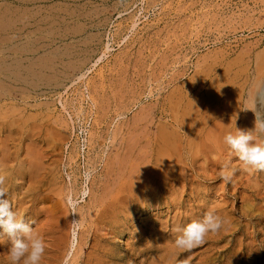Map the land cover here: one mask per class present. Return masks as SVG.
<instances>
[{"label":"rangeland","instance_id":"obj_1","mask_svg":"<svg viewBox=\"0 0 264 264\" xmlns=\"http://www.w3.org/2000/svg\"><path fill=\"white\" fill-rule=\"evenodd\" d=\"M263 53L264 0H0V158L18 151L25 158L28 146L37 158L45 153L37 180L53 201L37 219L17 213L34 221L46 245L43 258L54 249L58 264H74L76 254H84L80 241L89 240L90 222L107 215L103 205L113 195L104 192L123 185L125 208L110 224L101 223L114 250L110 263L180 264L190 258L191 264H264V171L245 167L224 138L207 139L203 147L205 136L192 149H198L194 162L184 159L190 152L179 143L182 159L165 182L154 161L158 133L164 125L173 129V103L183 94L184 104L218 91L223 111L209 126L222 122L224 134L254 130L255 121L264 120V88L255 110L245 103ZM254 133L264 143V135ZM226 162L234 172L231 182L220 179ZM141 171L154 173L155 180L132 197L127 185ZM209 209L223 218L221 230L191 252L177 248L176 229ZM58 230L68 232L62 245L55 244ZM10 248L0 235V264H11Z\"/></svg>","mask_w":264,"mask_h":264},{"label":"bare ground","instance_id":"obj_2","mask_svg":"<svg viewBox=\"0 0 264 264\" xmlns=\"http://www.w3.org/2000/svg\"><path fill=\"white\" fill-rule=\"evenodd\" d=\"M161 1V0H160ZM31 10V9H30ZM36 13V12H35ZM139 13V12H138ZM18 17V16H17ZM48 18V17H47ZM77 20V19H76ZM133 21V20H132ZM136 22V21H135ZM134 22V23H135ZM20 23V22H19ZM9 25V24H8ZM71 26V25H70ZM79 27V26H78ZM8 28V27H6ZM68 30V29H67ZM17 31V30H16ZM18 32V31H17ZM33 32V31H32ZM46 32V31H45ZM32 34V33H31ZM43 34V33H42ZM113 36V35H112ZM37 37V36H36ZM35 37V38H36ZM47 37V35H46ZM48 39V38H47ZM50 39V38H49ZM125 39V38H124ZM21 42V41H20ZM44 45V44H43ZM73 46V45H72ZM103 47V46H102ZM60 48V47H59ZM2 49V48H1ZM19 49V48H18ZM106 49V48H105ZM7 51V50H6ZM64 51V50H63ZM20 52V51H19ZM28 52V51H27ZM106 52V51H105ZM104 52V53H105ZM29 53V52H28ZM32 53V52H31ZM36 53V52H35ZM15 54V53H14ZM264 54V53H263ZM5 57V55H4ZM37 57V56H36ZM35 58V57H34ZM257 58V57H256ZM240 59V58H239ZM15 60V59H14ZM83 61V60H82ZM237 61V60H236ZM40 62V61H39ZM91 64V63H90ZM96 63H94L95 65ZM21 65V64H20ZM19 65V66H20ZM42 65V63L40 64ZM45 65V64H44ZM93 65V66H94ZM214 65V64H213ZM245 65V64H244ZM24 66V65H23ZM35 66V64H34ZM231 66V65H230ZM242 66V65H241ZM9 67V66H8ZM38 67V66H36ZM31 69V68H30ZM231 69V68H230ZM256 69V74L254 75V80L253 83H252V86H250L251 88L249 89V91L247 92L248 94V97L247 100H246V103L248 108L250 110H255L256 108V99L260 94H261V89L264 88V55H262V57H258V66ZM18 70V69H17ZM26 70V69H25ZM90 70V69H89ZM14 71V70H13ZM233 71V70H232ZM22 72V71H21ZM55 72V71H54ZM204 72V71H203ZM235 72V71H234ZM237 72V71H236ZM25 73V72H24ZM102 73V72H101ZM207 73V72H206ZM1 74V73H0ZM19 74V73H17ZM87 74V73H86ZM202 75V73H201ZM200 75V77H202ZM208 75V74H207ZM40 76V75H39ZM46 76V75H45ZM81 77H79V79L85 77V73L82 74V75H79ZM237 75H235L236 77ZM1 77V76H0ZM194 77V76H193ZM5 78V77H4ZM217 77H215L214 79H216ZM225 78V77H223ZM222 78V79H223ZM28 79V78H27ZM200 79V78H199ZM226 79V78H225ZM228 79V78H227ZM231 79V78H230ZM8 80V79H7ZM31 80V79H30ZM187 80V79H186ZM191 80V79H190ZM198 80V79H197ZM26 81V80H25ZM221 81V80H220ZM1 82V81H0ZM3 82V81H2ZM213 83V82H212ZM227 83V82H226ZM23 84V83H22ZM71 84V83H70ZM229 83H227L228 85ZM222 85V84H221ZM220 85V86H221ZM226 85V86H227ZM238 85V84H237ZM195 86V85H194ZM224 86V85H223ZM221 86V87H223ZM236 86V85H235ZM2 87V86H1ZM220 87V88H221ZM24 88V87H23ZM57 89V88H56ZM176 89V88H175ZM211 89V88H210ZM21 90V89H20ZM216 90V89H215ZM220 90V89H219ZM235 90V89H234ZM197 91V90H196ZM207 91V89H206ZM209 91V90H208ZM264 91V90H263ZM190 92V91H188ZM199 92V91H198ZM213 92V91H212ZM218 92V91H217ZM216 92V93H217ZM223 93V91H221ZM210 93V91H209ZM215 93V92H214ZM214 94V95H211L209 94L207 96L206 99H201L202 102H195L194 99H191L187 102H185L183 104V100L184 98L186 97L185 94L183 95H180V100H178L177 103H173L175 104L172 108L173 110V123L171 125H173V129L170 130L164 125L163 126V129L160 130V132L158 133V148L156 150H158V153L154 159V161L160 166L159 168V171L156 169V168H152V171L153 169H156L158 172H156V174L158 173V176L157 177H162V179L160 180V182H165V178L169 175L170 170H172V168H174L175 163L179 160V158L181 156H183V152L181 153L178 148L180 149V146H179V143H181V145L184 146V148L187 149L188 152H190V154H185L183 157L185 160H188V161H191V162H194L195 161V158L197 157V150H192L194 145L200 143L203 139V136H205V140L202 141V145L203 147H206V140L209 139V140H214V141H218L219 139L222 140L224 138V136L229 133L227 131V129H225V134L223 133V123L222 122H217L215 124H213L212 126H209V121L212 117H217L216 115L218 114V112L220 113V110L223 109L224 107V104H219V105H222V106H218V101H220V98L221 96L217 95V94ZM230 93V92H229ZM236 93V92H235ZM238 93V92H237ZM246 93V92H245ZM189 94V93H187ZM222 95V94H221ZM242 95V94H241ZM202 96V95H201ZM61 97V96H60ZM188 97V95H187ZM260 97V96H259ZM169 98V97H168ZM189 98H190V95H189ZM198 98V97H197ZM203 98V97H202ZM228 97L226 96L225 99H224V102L225 100L227 99ZM233 98V97H232ZM231 98V99H232ZM242 98V97H241ZM187 99V98H186ZM239 99V97H238ZM22 100V99H21ZM175 100V99H174ZM62 101V100H61ZM238 101V100H236ZM8 102V101H7ZM67 102V101H66ZM65 102V103H66ZM173 102V101H172ZM176 102V101H175ZM217 102V103H216ZM228 102V101H226ZM225 102V103H226ZM239 102V101H238ZM216 103V105H214ZM95 104V103H94ZM154 105V104H153ZM238 105V104H237ZM236 105V106H237ZM62 106V105H61ZM230 106V105H229ZM233 106V105H232ZM235 106V107H236ZM260 106V105H259ZM172 107V106H171ZM234 107V108H235ZM169 108V107H168ZM231 108V107H230ZM65 109V108H64ZM162 109V108H161ZM170 109V108H169ZM232 109V108H231ZM227 110V109H226ZM223 111V110H222ZM221 111V112H222ZM149 112V111H148ZM18 113V112H17ZM246 113V111H245ZM4 114V113H3ZM145 114V113H144ZM244 114V113H243ZM13 115V114H11ZM241 115V114H240ZM247 115V114H245ZM250 115V114H249ZM33 116V115H32ZM137 116V115H136ZM170 116V115H169ZM139 117V116H138ZM144 117V115H143ZM148 117V116H147ZM233 117V116H232ZM133 118V117H132ZM225 118V117H224ZM137 119V118H136ZM154 119V118H153ZM159 119V118H158ZM171 119V118H170ZM242 119V118H241ZM134 120V119H132ZM141 120V119H140ZM145 120H147L145 118ZM155 120V119H154ZM224 120V119H222ZM135 121V120H134ZM139 121V120H138ZM249 121V120H248ZM255 121V120H254ZM254 121L252 123H254ZM250 122V121H249ZM129 123V121H128ZM152 122H150L151 124ZM225 123V122H224ZM228 126L230 125V122H228ZM241 123V122H240ZM135 124V122H134ZM146 124V123H145ZM9 125H13V122H11ZM145 126V125H144ZM225 126V125H224ZM20 127V126H19ZM132 127V126H131ZM136 127V126H135ZM138 127V126H137ZM136 127V128H137ZM126 128V127H125ZM145 128V127H144ZM161 128V127H159ZM228 128V127H227ZM240 128V127H239ZM122 129V128H121ZM131 130V128H129ZM233 129V128H232ZM144 130V129H143ZM142 131V130H140ZM132 132V131H130ZM135 132V131H134ZM149 132V130H148ZM194 132L198 134V137L196 139H193L195 136H194ZM17 133V132H16ZM22 133H23V129H22ZM53 133V132H52ZM145 133V131L143 132ZM25 134V133H24ZM126 134V133H125ZM130 134V133H129ZM140 134V133H139ZM196 134V135H197ZM255 134V133H254ZM118 135V134H117ZM120 135V133H119ZM134 135V134H133ZM155 135V134H154ZM28 136L31 137V135L28 134ZM52 136V135H51ZM110 136V135H109ZM135 136V135H134ZM139 136V135H138ZM147 135H145L146 137ZM54 137V136H53ZM129 137V135L127 136ZM137 137V136H136ZM141 137V136H140ZM143 137V136H142ZM208 137V138H207ZM3 138V137H2ZM58 138V137H57ZM60 138V137H59ZM54 139V138H53ZM117 139V138H116ZM130 139V138H128ZM4 140V139H3ZM142 140V139H141ZM140 140V141H141ZM147 140V139H146ZM128 141V140H127ZM131 141V140H129ZM134 141V140H133ZM132 141V142H133ZM139 141V139H138ZM67 142V141H66ZM113 142V141H112ZM184 142L186 143V145H184ZM221 142V141H220ZM223 142V141H222ZM129 143V142H127ZM136 144H138L137 142H135ZM120 144V143H119ZM149 144V142H148ZM147 144V145H148ZM56 145V144H55ZM126 145V144H125ZM201 145V146H202ZM7 146V145H6ZM27 146V145H26ZM144 146V145H143ZM199 146V145H198ZM200 146V147H201ZM209 146V145H208ZM207 146V147H208ZM219 146V145H218ZM134 147V146H133ZM188 147V148H187ZM199 147V148H200ZM9 148V147H8ZM122 148V147H121ZM130 150L131 148L128 147ZM135 148V147H134ZM125 149V148H124ZM133 149V148H132ZM202 149V148H200ZM199 149V150H200ZM206 149V148H205ZM26 150V154H25V158H21L19 159V151L16 153L17 156L15 155L14 156V153H11V155L7 158L5 157H1L0 158V174L4 175L7 179H6V182H5V191L7 192V198L11 201L12 203V206H13V210L18 213V212H23V215L24 213L26 214H30V218H35L37 219L38 213H41V212H44L47 207L46 205L48 204L49 201H53V197L50 196L48 193H45L44 189L42 188V184L40 185V179L37 180L38 178V172L40 169H45V162H44V158H45V153H40L38 150L37 153H40L38 154V158L35 157V152L32 151L31 149V146H28ZM146 150V149H145ZM223 150V149H222ZM121 151V150H119ZM127 151V149L125 150ZM134 151V150H133ZM34 152V153H33ZM124 152V151H123ZM138 152V151H136ZM143 152V151H142ZM145 152V151H144ZM180 152V153H179ZM199 152V151H198ZM224 152V151H223ZM225 153V152H224ZM118 154V152H117ZM116 154V155H117ZM124 154V153H123ZM127 154H130L129 151L127 152ZM144 154V153H143ZM145 155V154H144ZM193 155V156H192ZM213 155V154H212ZM14 157V158H11V157ZM23 156V155H21ZM37 156V154H36ZM123 156V155H122ZM125 156V155H124ZM127 156V155H126ZM131 156V155H129ZM128 156V158H129ZM135 156V155H134ZM139 156V155H138ZM137 156V157H138ZM216 156V155H215ZM118 157V156H117ZM37 160H36V159ZM125 158V157H124ZM117 159V158H116ZM122 159V158H121ZM140 159H141V156H140ZM139 159V160H140ZM178 159V160H177ZM182 159V157H181ZM130 160V159H129ZM139 160L136 162L138 163ZM142 160V159H141ZM140 160V161H141ZM151 160V159H150ZM106 161V160H105ZM124 162V160H121ZM147 160H145V162L143 163V165L146 163ZM149 161V159H148ZM147 161V163H148ZM182 161V160H181ZM207 161V160H206ZM13 163V165H9L10 163ZM16 162V163H14ZM119 162V161H118ZM128 162V161H127ZM132 162V161H131ZM130 162V163H131ZM135 162V161H134ZM133 162V163H134ZM180 162V161H179ZM135 163V165H136ZM150 163V162H149ZM178 163V162H177ZM176 163V164H177ZM189 163V162H187ZM207 163V162H206ZM109 164V163H108ZM120 164V163H119ZM128 164V163H127ZM139 164V163H138ZM202 164V163H201ZM120 165H123V164H120ZM119 165V166H120ZM134 165V166H135ZM150 164H146L147 167H149ZM182 165V164H181ZM127 166V165H125ZM142 166V165H141ZM184 166V165H183ZM182 166V167H183ZM111 167V166H110ZM132 167V166H131ZM139 167V165H138ZM138 167L136 166L137 170ZM145 167V166H144ZM143 167V169H144ZM145 167V168H147ZM181 167V168H182ZM121 168V167H120ZM119 168V169H120ZM124 168V167H123ZM142 168V167H141ZM184 168V167H183ZM203 168V167H202ZM185 169V168H184ZM124 170V169H123ZM135 170V168H134ZM137 170H136V173H137ZM148 170V169H147ZM147 170L145 171L147 173ZM46 171V170H45ZM44 171V172H45ZM118 171V170H117ZM120 171V170H119ZM118 171V172H119ZM125 171V170H124ZM131 171V170H130ZM129 171V172H130ZM183 171V170H182ZM216 171V170H215ZM122 173V169L120 171ZM135 172V171H134ZM179 172V171H178ZM112 173V172H111ZM142 173V171L140 172ZM139 173V174H140ZM146 173H142V175H137V176H140L138 179L134 180L133 182H129V185H127L129 187L128 190H130V193H131V196L132 197H135V196H140V193H143L144 190L146 189V187L148 185H151L152 187V181L155 180V174H148V175H143V174H146ZM130 174V173H129ZM172 174V173H171ZM181 174V173H180ZM193 174V173H192ZM114 175V174H113ZM116 175H119V173H117ZM128 175V174H127ZM131 175V174H130ZM134 176V174H132ZM131 175V176H132ZM136 176V177H137ZM172 176V175H171ZM193 176V175H192ZM120 177L122 178L123 176L119 175V179ZM130 177V176H129ZM135 177V178H136ZM147 177H149V179H147ZM18 178H22L24 180H26L27 184H23L21 182H17V179ZM22 179H20L22 181ZM111 179V178H110ZM118 179V178H117ZM127 179H128V176H127ZM158 179V178H157ZM126 180V179H124ZM149 180V181H148ZM169 180V178H168ZM172 180V179H171ZM19 181V180H18ZM124 182V181H123ZM126 182V181H125ZM116 183V182H115ZM71 185V184H70ZM56 186V185H55ZM113 186V184H112ZM115 186V184H114ZM126 186V187H127ZM157 186V185H156ZM127 187V188H128ZM111 188V187H110ZM123 188V185L121 186V188L119 187L118 189H112V190H108L105 193V197H110L112 198V195H113V198L110 199L109 201H105L104 203V209H102V211H104V213L107 212V215L106 216H101L102 218L96 222L94 224V222H90V226H88L89 228L86 230L87 231V235H88V238L89 240L85 241L86 239L81 238V249H84L85 248V251H84V254H76V258H74V264H112L110 263L112 261V252L114 251L113 248L110 246L111 243L109 241V237H108V230H104L105 229V226H102V225H107L109 223V221L111 219H113L114 217H118V214L120 211H122L124 208H125V205H126V201L128 200L129 197L125 196V195H120L121 194V189ZM124 189V188H123ZM71 190V189H70ZM85 190V189H84ZM62 191V190H61ZM60 192V191H58ZM125 192V190H124ZM40 193V194H39ZM123 193V192H122ZM35 194H38V198L35 197ZM53 194V193H51ZM124 194V193H123ZM34 195V196H33ZM71 195V194H70ZM84 195V194H83ZM110 195V196H109ZM102 196V195H101ZM62 197V196H61ZM97 198V197H96ZM177 198V197H176ZM101 199V198H100ZM60 200V199H58ZM75 200V199H74ZM73 200V201H74ZM105 200V199H104ZM103 200V201H104ZM38 201V204L39 205H42V206H39L37 208L35 202ZM100 202L102 203V201L100 200ZM47 203V204H46ZM74 203V202H73ZM62 204V203H61ZM65 204V203H63ZM62 204V205H63ZM55 205V204H54ZM50 206V205H49ZM53 206V205H52ZM97 206V205H96ZM66 207V206H65ZM54 210H56V207H54ZM74 209V207H73ZM128 209V208H127ZM64 210V209H63ZM66 210V208H65ZM64 210V211H65ZM118 210V211H117ZM67 212V211H66ZM103 213V215H104ZM38 214V215H37ZM76 214V213H75ZM20 216V215H18ZM21 216H22V213H21ZM20 216V217H21ZM25 216V215H24ZM28 216V215H27ZM26 217V216H25ZM111 218V219H109ZM116 219V218H115ZM28 220V219H27ZM39 220V219H38ZM74 220H78V219H74ZM60 221V220H59ZM60 223V222H58ZM61 223H65V222H61ZM81 223V222H80ZM99 223V224H98ZM102 223V225H101ZM61 224V225H63ZM110 224V223H109ZM112 224V223H111ZM59 224V227L61 228V226ZM73 225V224H72ZM71 225V226H72ZM76 225L78 226L79 223L77 221ZM81 225V224H80ZM68 226V225H67ZM111 226V225H110ZM57 227V228H59ZM64 227V225H63ZM62 227V228H63ZM66 227V226H65ZM112 227V226H111ZM59 228V229H60ZM67 228V227H66ZM66 228L64 230H66ZM62 229V230H63ZM72 230V229H71ZM78 230V229H77ZM77 230H73L74 231V238H73V243L75 241H77V243L79 242L78 240V233L76 232ZM104 230V232H103ZM59 231V230H58ZM67 231V230H66ZM61 232V233H60ZM106 232V233H105ZM231 232V231H230ZM66 232H64V234L62 233V231L60 230L59 231V235L58 232H57V236L59 235L58 237V242H54L55 244L57 245H62L64 243V235ZM67 235H68V232H67ZM66 235V237H67ZM82 237L84 236V233L82 234ZM87 237V236H86ZM147 239V238H146ZM52 240V239H51ZM69 240V239H68ZM56 241V240H54ZM54 244V245H55ZM72 245V244H71ZM77 245V244H76ZM51 246V245H50ZM74 246V245H72ZM85 246V247H84ZM54 247V246H53ZM78 247V246H77ZM84 247V248H83ZM57 248L59 249V246H57ZM62 248V246L60 247V249ZM72 248V247H71ZM51 249H53L51 247ZM50 250V249H49ZM54 250V249H53ZM52 250V253L54 252ZM59 250H57L58 252ZM47 252H50V251H47ZM66 252V251H65ZM46 253V252H45ZM49 254V255H52ZM64 253V251H63ZM68 253V252H67ZM101 253V255H100ZM102 253H104V255H102ZM55 254V253H54ZM52 255L51 257L48 255H46V258H43L41 259L40 261V264H58L59 262V259H60V255L58 257H55V255ZM115 254V253H114ZM100 255V256H99ZM73 256V254H72ZM65 259V258H64ZM113 262V261H112ZM63 263V261H62ZM116 263V262H115ZM65 264V263H64Z\"/></svg>","mask_w":264,"mask_h":264},{"label":"clouds","instance_id":"obj_3","mask_svg":"<svg viewBox=\"0 0 264 264\" xmlns=\"http://www.w3.org/2000/svg\"><path fill=\"white\" fill-rule=\"evenodd\" d=\"M254 132L264 135V120L255 121L254 130L238 129L233 134L224 136V143L237 155L242 164L250 169L264 171V143L256 142ZM234 172L230 162L222 165L220 179L231 182ZM6 177L0 174V229L3 236L11 242L9 257L11 264H19L23 259L24 264H40L44 256L46 245L42 237L35 234L34 221L18 217L13 210L11 201L5 191ZM73 225L77 223L74 220ZM224 220L215 211L209 209L202 218L192 220L176 231L174 244L177 248L191 252L205 243V238L210 233H216L223 227ZM180 264H191L190 258H185Z\"/></svg>","mask_w":264,"mask_h":264}]
</instances>
